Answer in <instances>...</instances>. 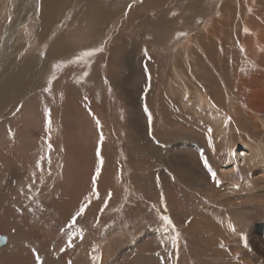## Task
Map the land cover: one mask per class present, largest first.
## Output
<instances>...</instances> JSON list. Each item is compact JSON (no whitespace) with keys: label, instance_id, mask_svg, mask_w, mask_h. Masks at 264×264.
<instances>
[{"label":"rangeland","instance_id":"374dc122","mask_svg":"<svg viewBox=\"0 0 264 264\" xmlns=\"http://www.w3.org/2000/svg\"><path fill=\"white\" fill-rule=\"evenodd\" d=\"M62 1L0 0V264H264V0ZM60 188L62 224L30 229Z\"/></svg>","mask_w":264,"mask_h":264},{"label":"bare ground","instance_id":"6f19581e","mask_svg":"<svg viewBox=\"0 0 264 264\" xmlns=\"http://www.w3.org/2000/svg\"><path fill=\"white\" fill-rule=\"evenodd\" d=\"M65 2V1H64ZM152 2H153V0H152ZM63 3V1L62 0H45V7H49L46 11L48 12L49 10H52V8L55 6L56 7V5L57 6H59L60 4H62ZM154 3V2H153ZM147 4V3H146ZM152 4V3H151ZM150 4V5H151ZM118 6H120V5H118ZM148 7V6H147ZM57 8V7H56ZM90 8H95V6H91ZM108 8H110L111 10H109L108 11V13L109 14H112L113 12H116V10L115 11H113V9H115L114 8V6H112L111 4L109 5V7ZM100 11V10H99ZM47 12H45L46 14H47ZM208 26V25H207ZM98 29V28H97ZM96 30V29H95ZM7 31H8V29H7ZM95 33V32H94ZM9 37H10V35H9ZM12 39V38H11ZM5 41V40H4ZM258 41V40H257ZM6 42V41H5ZM57 48V47H56ZM203 52V51H202ZM147 63V62H146ZM149 63V62H148ZM150 64V63H149ZM147 67H149L148 65H147ZM151 77H152V75H151ZM151 79V78H150ZM149 81V80H148ZM150 82V81H149ZM149 86H151V85H149ZM153 88V87H152ZM147 90V89H146ZM145 90V91H146ZM148 91V90H147ZM150 91V90H149ZM202 92V91H201ZM202 95H201V93H198V99H202V97H201ZM144 98H145V96H144ZM144 98H142V99H144ZM205 98V97H204ZM203 98V100H205ZM147 99H148V97H147ZM146 99V100H147ZM141 100V99H140ZM202 101V100H201ZM144 102H146V101H144ZM149 102L150 101H147L146 103H148V105H149ZM92 116V118H93V123L98 127H96L95 126V131H96V133H99V129L101 128V132H102V127H103V124L101 123V120L98 118V116H97V114L95 113L94 115H91ZM141 135V134H140ZM152 137H153V135H152ZM106 141L107 140V138H106V136H105V134H103V140L102 141ZM157 140V139H156ZM140 141H141V139H140ZM161 142H164V141H161ZM140 143V142H139ZM138 143V144H139ZM103 144V143H102ZM104 144H105V142H104ZM104 146V145H103ZM102 147V146H101ZM100 151L101 152H99L98 154V158L99 159H101V160H103V163L105 162V160H107L106 158H107V156H105V149H104V147H102V148H100ZM243 161V160H242ZM102 162V161H101ZM109 163L110 162H106V164L104 165V167H103V169H106V168H108V166H109ZM38 164H36V165H32L29 169V172H27L26 170L24 171V172H21L22 173V176H25V175H33V176H35L37 173H38V170H37V168H36V166H37ZM113 165V164H112ZM16 166H14V168H15ZM33 168H35V169H33ZM40 168V167H39ZM38 168V169H39ZM109 171V170H108ZM36 173V174H32V173ZM100 172V171H99ZM102 172H106V170H102ZM12 173V172H11ZM109 173H110V171H109ZM43 174V173H42ZM99 174V173H98ZM108 174V173H107ZM17 175V174H16ZM114 175V174H113ZM112 175V176H113ZM11 176H13V175H11ZM32 176V177H33ZM101 176V175H100ZM31 177V178H32ZM37 177V176H36ZM103 175L101 176V182L102 183H104L103 182ZM108 177V176H107ZM16 178V177H15ZM26 178V177H25ZM28 178V177H27ZM36 179V178H35ZM44 179V178H43ZM114 179V178H113ZM29 180V179H28ZM27 180V181H28ZM40 180L42 181V184H43V182H44V180H42L41 178H40ZM10 181V180H9ZM30 181V180H29ZM37 181V180H36ZM111 181V180H110ZM109 181V182H110ZM12 182H14L13 180H12ZM18 182V181H17ZM31 182V181H30ZM101 182H100V184H101ZM7 183H10V182H8L7 181ZM16 183V182H15ZM36 183V182H35ZM21 184V183H20ZM30 184V183H29ZM98 184V183H97ZM96 184V185H97ZM11 185V184H10ZM99 185V184H98ZM111 185H114L113 183L111 184ZM12 186V185H11ZM16 186V185H15ZM34 187H36V186H34ZM97 187V186H96ZM42 188V187H41ZM6 189V188H5ZM24 189V188H23ZM68 189V188H67ZM99 189H103L101 186H98V188H96V190H95V192H98V194L100 193L99 192ZM106 189V188H105ZM38 190H39V188H38ZM38 190L37 189H33L32 190V192H30L29 193V195H28V202H31V201H33V205H34V202H36L35 203V212L33 213L34 214V218L35 219H33V221H34V226L33 225H30V229H35V231H38L39 233L41 232V230H44V228H46L47 229V227H49V223H56L57 225H58V222L60 221H62V220H60V219H63V217H64V214H65V206L61 203V201H60V198H59V196H61V194H62V192H63V190L61 191V188H60V190L58 191V189H55L53 192V196H52V200L50 201V202H47L46 200H45V196L44 197H41V196H39V193H38ZM25 191V190H24ZM30 191V190H29ZM88 192V191H87ZM25 193H27V192H25ZM37 193H38V195H37ZM24 194V193H23ZM64 194V193H63ZM102 195V194H101ZM36 196V197H35ZM98 197H100V195H98ZM98 197H94V199H93V201H92V203H90L88 206H87V208L85 209V212H84V214L82 215V216H80V217H77L76 218V220L75 221H72L71 223H70V225L68 226V227H66L67 229L65 230V232H66V242H68V240H69V237L71 236V238H73V237H75V236H77V235H79V234H81V232L84 230V228L87 226V223H88V214L90 213V211L92 212L94 209H96L97 207H98ZM15 198H20V197H15ZM23 198V197H22ZM188 199V198H187ZM190 199V198H189ZM15 200V199H14ZM14 200L12 201L13 202V205L15 204L14 203ZM19 200V199H18ZM16 201H17V199H16ZM24 201V200H23ZM2 202V201H1ZM8 202V201H7ZM28 202H27V204H24V207L22 206V210H24L25 211V209H26V211H25V214L23 215L22 214V219H24L25 218V215H27L28 214V212H29V210H31L32 209V207L33 206H30L29 204H28ZM32 203V202H31ZM32 205V204H31ZM17 206V205H16ZM31 207V208H30ZM25 208V209H24ZM34 208V207H33ZM204 209H206V208H204ZM15 210V209H14ZM13 211V210H12ZM78 211V210H77ZM210 211V210H209ZM17 213V212H16ZM53 214V215H52ZM215 214V213H214ZM216 215V214H215ZM17 217H18V215H17ZM19 219V218H18ZM18 222V221H17ZM227 222H229V221H227ZM13 223V222H12ZM23 224V223H22ZM61 224H62V222H61ZM219 224V223H218ZM222 224V223H221ZM229 225H230V222L228 223ZM15 225L16 226H18L17 225V223H15ZM27 225V224H26ZM29 225V224H28ZM55 225V224H54ZM74 225V226H73ZM223 225V224H222ZM224 225H226L225 223H224ZM20 226V225H19ZM60 225H58V227H59ZM219 226H221L220 224H219ZM228 226V225H227ZM231 226V225H230ZM262 226V225H261ZM29 227V226H28ZM222 227V226H221ZM212 228V227H211ZM216 228V227H215ZM224 228V227H223ZM227 228V227H226ZM264 228V227H263ZM263 228L261 229L260 228V225L258 226V227H256V229L254 228V231H253V233H252V239H251V242H253V245H255V247H256V250H257V252L258 253H261V254H263L264 255V243H261V241H258L259 239H260V236H259V234H260V232L262 231L263 232ZM21 229V228H20ZM24 229V228H23ZM49 229V228H48ZM64 229V228H63ZM235 229V228H234ZM18 230V229H17ZM86 230V229H85ZM221 230V229H220ZM223 230V229H222ZM225 230V229H224ZM223 230V231H224ZM227 230H229V229H227ZM231 231H233L232 229H230ZM32 231V230H31ZM45 231V230H44ZM84 232V231H83ZM214 232H215V230H214ZM219 233V235L221 234L220 232H218ZM233 233V232H232ZM65 234V233H64ZM230 234H231V232H230ZM264 234V233H263ZM25 235V234H24ZM47 235V234H46ZM224 236V235H223ZM231 236H232V234H231ZM62 237V236H61ZM14 238H17V237H14ZM26 238V237H25ZM64 238H65V235H64ZM78 238V237H77ZM76 238V239H77ZM7 239L8 238H6V242L8 243L9 242V239H8V241H7ZM49 239V238H48ZM60 239V238H59ZM261 240V239H260ZM63 241V240H62ZM65 241V240H64ZM38 242V241H37ZM46 242V241H45ZM6 243V244H7ZM47 243V242H46ZM20 244V243H19ZM33 244V243H32ZM53 244V243H52ZM66 244V243H65ZM72 244H73V242H72ZM47 245V244H46ZM67 246V245H66ZM65 246V247H66ZM9 249H12L13 248V246L11 245V246H9L8 247ZM56 248V247H55ZM49 249H50V247H49ZM39 250V252L41 251L40 249H38ZM43 251V250H42ZM58 251H47V252H44V253H38V255L40 256V258H41V260H40V262H39V264H47L48 262H46V260L47 259H49V260H52L53 262H55V260H56V258H57V255H58ZM72 255H74V252L72 253ZM2 257V256H1ZM4 259V258H3ZM68 259V258H67ZM72 260H70V262H71ZM55 264V263H54Z\"/></svg>","mask_w":264,"mask_h":264},{"label":"crops","instance_id":"0c3cea01","mask_svg":"<svg viewBox=\"0 0 264 264\" xmlns=\"http://www.w3.org/2000/svg\"><path fill=\"white\" fill-rule=\"evenodd\" d=\"M40 119V118H37L36 117V120H35V123H37L38 122V120ZM41 120V119H40ZM16 121V120H15ZM6 122H7V124H6V126L8 127L7 128V132H11V133H8V134H10V137H11V142H13V140H17L16 142L17 143H19L20 144V139L23 137V136H20L21 134H18V138H14L13 137V135H14V130H15V128L13 127L14 126V122L12 123V120H6ZM46 123V122H45ZM49 123V122H48ZM15 125H17V121L15 122ZM53 125L54 124H49V125H47L46 124V126H47V128L50 130V134L48 135L47 134V136H46V138H47V140H51V134H52V131H53ZM12 130V131H11ZM24 138V137H23ZM25 139V138H24ZM46 139H44V141H42V143H44V142H47V141H45ZM51 142V141H50ZM36 143H38V142H36ZM26 144L29 146L30 145V143L29 142H26ZM42 145V144H41ZM41 145L39 146L38 145V147H41ZM23 150V149H22ZM25 156L26 155H24V154H21V155H16V154H13L12 152L10 153V152H6L5 153V156H4V158H6L7 160H8V162L7 163H9V165L11 166V170L13 171V169H14V166H17V164H18V166L20 165V163H21V161H22V163H24V162H26V160H28L29 158H28V156L25 158ZM15 157V158H14ZM10 158V159H9ZM10 160V161H9ZM26 163H29V162H26ZM11 170L9 171V174L11 173ZM13 173V172H12ZM165 190H167V189H165ZM164 211V210H163ZM166 214H168L169 215V213L167 212V210H165L164 211ZM169 217V216H168ZM160 228H161V226H160ZM167 232V231H166ZM163 233V231H161V233H162V235H166L167 233ZM168 235H169V233H168ZM156 256H157V260H158V258H159V263H157V264H160L161 262H164V257H163V255H162V253L160 254V253H157L156 254Z\"/></svg>","mask_w":264,"mask_h":264},{"label":"snow or ice","instance_id":"6c2138e0","mask_svg":"<svg viewBox=\"0 0 264 264\" xmlns=\"http://www.w3.org/2000/svg\"><path fill=\"white\" fill-rule=\"evenodd\" d=\"M101 140H103V137H101ZM205 163H207V162H205ZM209 170L211 171V169H209ZM99 171H100V169H97V172H98V173H99ZM212 175H213V177H215V173H212ZM93 181H95V177H93ZM109 195H111V193H109ZM87 206H88L87 204H81L79 210H78V211L74 214V216H73V221H75L77 217H80V216H82V215L84 214L85 209L87 208ZM162 219H163L167 224H172V221H171V219H170L168 216H163ZM73 226H74V225H73ZM177 235H179V234L177 233ZM67 246H68V247H72V238H71V236L69 237V240H68ZM221 247H223V245H221ZM64 250H65V249H63V248L61 249V251H64ZM33 251L35 252V249H33ZM35 259H36V261H37L38 264H39L41 258H40V256H39L38 254L36 255Z\"/></svg>","mask_w":264,"mask_h":264},{"label":"water","instance_id":"95a60500","mask_svg":"<svg viewBox=\"0 0 264 264\" xmlns=\"http://www.w3.org/2000/svg\"><path fill=\"white\" fill-rule=\"evenodd\" d=\"M6 236L1 235L0 236V246L4 245L6 243Z\"/></svg>","mask_w":264,"mask_h":264}]
</instances>
